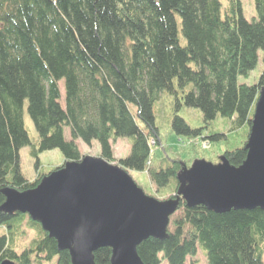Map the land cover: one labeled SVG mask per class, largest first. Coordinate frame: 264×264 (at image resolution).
<instances>
[{
	"label": "trees",
	"instance_id": "1",
	"mask_svg": "<svg viewBox=\"0 0 264 264\" xmlns=\"http://www.w3.org/2000/svg\"><path fill=\"white\" fill-rule=\"evenodd\" d=\"M254 5L256 16L248 19L242 0H0V225L8 228L0 235V261L72 264L70 252L59 250L39 221L2 206L6 188H35L65 162L81 161L79 139L98 140L100 157L128 173L146 171L158 190L177 193L182 159L150 165L153 145L161 144L154 104L165 91L176 94L177 105L202 113L199 126L175 114L171 125L179 136L221 141L229 162L243 163L264 89V71L257 83L238 81L256 67L260 50L264 60V0ZM120 137L129 139L131 150L117 158L113 145ZM26 145L36 166L41 152L55 148L64 162L30 180L20 167ZM28 231L34 236L19 252L18 238ZM199 251L207 264H264V210L218 213L181 200L167 236L138 246L144 264H197ZM111 256L110 247L94 252L97 264H110Z\"/></svg>",
	"mask_w": 264,
	"mask_h": 264
},
{
	"label": "water",
	"instance_id": "2",
	"mask_svg": "<svg viewBox=\"0 0 264 264\" xmlns=\"http://www.w3.org/2000/svg\"><path fill=\"white\" fill-rule=\"evenodd\" d=\"M239 166L226 156L213 164L196 159L178 175L176 199L161 201L145 193L119 165L100 156L67 161L32 189L4 190L2 209L27 213L39 221L59 250H68L72 264H97L94 252L110 247V264H144L138 246L147 238L164 239L181 200L218 213L231 209L264 210V89L260 90ZM0 264H16L4 259Z\"/></svg>",
	"mask_w": 264,
	"mask_h": 264
},
{
	"label": "rangeland",
	"instance_id": "3",
	"mask_svg": "<svg viewBox=\"0 0 264 264\" xmlns=\"http://www.w3.org/2000/svg\"><path fill=\"white\" fill-rule=\"evenodd\" d=\"M226 2V0H222ZM244 14L248 19H252L256 16V9L254 0H242ZM182 41L184 38L180 31ZM264 71L263 51H259V60L254 69L250 71L248 76L241 75L238 78L239 83L254 84L257 83L260 75ZM61 90L63 93L64 102V84L61 81ZM176 89H178L177 82L175 81ZM176 94L174 92L165 91L161 94L154 104V113L156 117V123L160 128L161 144L153 145L151 153V166H158L162 160L179 158L184 163L183 171L190 168L196 159H205L213 164L221 162L223 156L222 151L224 144L221 141L214 143H207L200 138L191 140L185 136H179L172 127V119L175 114H179L186 118V120L193 126H199L202 123V113L199 109L186 106L185 104L177 105ZM179 95V94H178ZM132 110L136 116V119L141 127L146 129V125L137 115V109L135 105H131ZM221 117L217 118V125L223 129L224 126ZM24 121L26 129L29 132L31 140L35 143L38 139V133L35 125L28 113L27 106L25 105ZM224 126V127H223ZM65 136L70 139V129L65 128ZM78 147L82 154L86 156L97 157L100 155L101 147L98 140L94 139L90 144L85 143L82 140H77ZM115 156L125 157L130 153L131 144L127 137H120L113 145ZM39 166H36V158L31 154V146L26 145L20 150V167L22 173L28 178L33 179L38 172H47L55 166L61 165L64 162V155L60 149H49L40 153ZM132 178L139 184V186L145 191L146 194H151L161 201H167L176 197L177 193L169 195L171 192H165L164 190H158L156 185L151 181L146 171H131L129 173ZM160 191V192H159ZM172 194V193H171ZM177 212V211H176ZM175 212V213H176ZM8 234V228L4 225H0V235ZM34 236V233L28 231L27 235L19 237L17 241V250L20 252ZM197 264H207V259L202 251L193 258ZM264 259V256H263ZM56 258L47 264H55ZM165 264V263H163Z\"/></svg>",
	"mask_w": 264,
	"mask_h": 264
}]
</instances>
